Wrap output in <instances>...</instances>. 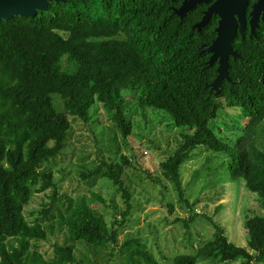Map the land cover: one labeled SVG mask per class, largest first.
<instances>
[{
    "label": "trees",
    "instance_id": "1",
    "mask_svg": "<svg viewBox=\"0 0 264 264\" xmlns=\"http://www.w3.org/2000/svg\"><path fill=\"white\" fill-rule=\"evenodd\" d=\"M182 1L62 0L34 17L0 21V264L75 262L66 244L54 246L48 262L39 252L47 239L42 224L57 198L53 172L45 165L62 154L72 120L87 123L97 102L126 141L133 124L123 92L134 93L138 109L159 112L166 128L178 133L179 148L160 168L179 204L194 209L185 198L180 170L203 147L226 158L231 178L243 180L264 210V20L256 27L246 21L230 44L235 55L227 60V78L215 86L219 59L208 48L217 39L218 20L204 22L205 5L181 14ZM225 112L236 132L232 142L221 136L218 120ZM122 161L130 165L127 158ZM123 175L124 166L107 163L82 175L83 180L110 182L126 210L108 225L85 203L69 207L61 216L67 242L96 250L112 246L122 255L120 264H160L139 240L118 243L133 210ZM154 182L162 184V179L154 177ZM49 190L51 206L41 212V220L28 222L24 210L32 194ZM194 221L192 216L177 222L189 231ZM208 221L213 238L170 264H264V216L245 222L248 249L229 242L223 228Z\"/></svg>",
    "mask_w": 264,
    "mask_h": 264
},
{
    "label": "rangeland",
    "instance_id": "2",
    "mask_svg": "<svg viewBox=\"0 0 264 264\" xmlns=\"http://www.w3.org/2000/svg\"><path fill=\"white\" fill-rule=\"evenodd\" d=\"M65 60L62 61L64 70L68 68ZM134 96L130 92L122 94L133 124L126 141L103 105L97 102L90 110L87 123L72 120L62 154L45 165L53 172L57 198L50 217L42 224L47 232L46 241L39 247L44 260L48 262L54 257V246L66 244L73 248V264H120L122 255L112 246L96 250L84 243L67 242L68 229L61 225V216L67 209L82 203L103 215L108 225L125 212L123 200L110 182L101 177L94 181L82 178L84 173L94 171L103 163L124 166L123 180L132 194L133 210L118 237L119 244L137 239L157 262L170 264L179 255L195 254L213 238L215 230L208 221L211 220L223 228L229 242L248 249L245 222L254 216H264L262 202L249 192L243 180L231 178L223 155L200 147L180 170L185 198L194 209L190 211L186 204H179L160 166L179 148L180 137L166 128L162 114L152 109H138ZM55 105L62 108L58 98ZM226 115L230 114L221 113L218 123L222 126L221 136L232 142L236 140V132L230 128L233 121ZM258 143L262 145V139ZM123 157L129 160V166L124 165ZM154 177L161 178L162 184H156ZM52 195V190L32 194L24 210L28 222L43 218L41 212L51 206ZM168 205L173 207L171 212ZM192 216L195 221L189 231L184 223L177 222L189 221ZM114 254L118 255L116 259L112 257ZM197 264L223 263L199 261Z\"/></svg>",
    "mask_w": 264,
    "mask_h": 264
},
{
    "label": "water",
    "instance_id": "3",
    "mask_svg": "<svg viewBox=\"0 0 264 264\" xmlns=\"http://www.w3.org/2000/svg\"><path fill=\"white\" fill-rule=\"evenodd\" d=\"M62 0H0V21H7L13 17L31 18L34 17L37 11H44L50 2H61ZM203 0H187L181 10V14L188 12L196 3ZM244 0H220L213 5L206 17L205 21L211 14L219 11L221 17L218 36L214 44L208 48V52L213 53V58H219V82L227 78V60L229 56H234L235 53L231 49L230 43L237 34V23L235 16L239 17L241 24V32L245 27L243 8ZM264 12V0H260V4L255 6L252 14L251 27H255L258 23L259 15ZM264 18V16H263Z\"/></svg>",
    "mask_w": 264,
    "mask_h": 264
},
{
    "label": "flooded vegetation",
    "instance_id": "4",
    "mask_svg": "<svg viewBox=\"0 0 264 264\" xmlns=\"http://www.w3.org/2000/svg\"><path fill=\"white\" fill-rule=\"evenodd\" d=\"M187 0H183L182 1V7H183V4L186 2ZM220 0H203L202 2H200V3H196L192 8H194V7H196V6H202V5H205L207 8H206V10L204 11V15H203V20L205 21V19H206V17L208 16V13H209V11H210V9H211V7L213 6V5H215V4H217L218 2H219ZM244 3H245V6H244V8H243V16H244V22H245V26H246V21L249 19V22H250V25H251V20H252V14H253V12H254V9H255V6H257L258 4H260V0H244ZM191 8V9H192ZM190 9V10H191ZM184 10V9H183ZM183 10H181V12L183 11ZM189 10V11H190ZM187 13V12H186ZM263 16H264V12H261V14L259 15V19H258V23L259 22H261V21H263L264 20V18H263ZM214 17H216L217 18V33H218V29H219V27H220V22H221V17H220V15H219V11H217V12H214L213 14H211V16H209L208 18H207V20L206 21H208L210 18H214ZM235 21H236V23H237V31H236V33H243V31H244V29H245V27H244V29H243V31L241 32V24H240V22H239V17L238 16H235ZM257 23V24H258ZM238 35V34H237ZM236 37V36H235ZM234 37V38H235ZM233 38V39H234ZM232 39V40H233ZM232 42V41H231ZM231 44V43H230Z\"/></svg>",
    "mask_w": 264,
    "mask_h": 264
}]
</instances>
